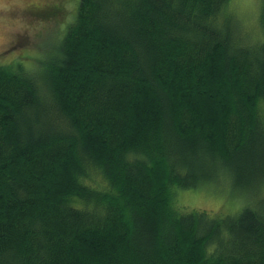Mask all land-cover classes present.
<instances>
[{"label":"trees","instance_id":"trees-1","mask_svg":"<svg viewBox=\"0 0 264 264\" xmlns=\"http://www.w3.org/2000/svg\"><path fill=\"white\" fill-rule=\"evenodd\" d=\"M228 1L78 0L42 81L0 64V264H264V193L173 204L217 167L264 184V40L233 43Z\"/></svg>","mask_w":264,"mask_h":264},{"label":"rangeland","instance_id":"rangeland-1","mask_svg":"<svg viewBox=\"0 0 264 264\" xmlns=\"http://www.w3.org/2000/svg\"><path fill=\"white\" fill-rule=\"evenodd\" d=\"M77 1L0 0V64L14 67L21 63L25 72L42 81L47 61L59 54L60 39L75 18ZM221 18H228L235 45H257L264 40L262 0H229ZM257 108L264 114V100L257 102ZM218 171L192 187L175 188L173 204L181 210L224 215L264 193V184L249 191L234 189L229 176ZM83 182L94 191L108 188L106 178L96 167L88 169Z\"/></svg>","mask_w":264,"mask_h":264}]
</instances>
